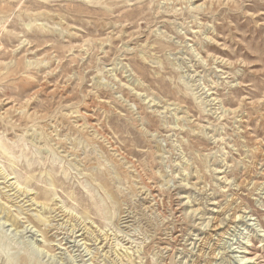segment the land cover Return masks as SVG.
Returning <instances> with one entry per match:
<instances>
[{"label":"rangeland","instance_id":"374dc122","mask_svg":"<svg viewBox=\"0 0 264 264\" xmlns=\"http://www.w3.org/2000/svg\"><path fill=\"white\" fill-rule=\"evenodd\" d=\"M0 264H264V0H0Z\"/></svg>","mask_w":264,"mask_h":264},{"label":"bare ground","instance_id":"6f19581e","mask_svg":"<svg viewBox=\"0 0 264 264\" xmlns=\"http://www.w3.org/2000/svg\"><path fill=\"white\" fill-rule=\"evenodd\" d=\"M185 206L186 205L182 204L181 201H179V203H177L175 206V210H177V214H180ZM197 211H198V209L194 210L193 213H196ZM180 215H182V214H180ZM202 216H204V215L202 214ZM212 221H213V225H212L213 229L211 230L209 237L212 238V234H216L217 236H221L222 232H223V231H221L222 225L224 224V222H226L225 218L224 219H217V217H214L212 219ZM229 221H231V223H233L232 217L229 219ZM216 247H217L216 244H214L213 247L211 248V253L208 257L210 260L214 259V250L216 249ZM202 250H203V246H201V248L199 249L198 252H200V254H201Z\"/></svg>","mask_w":264,"mask_h":264}]
</instances>
